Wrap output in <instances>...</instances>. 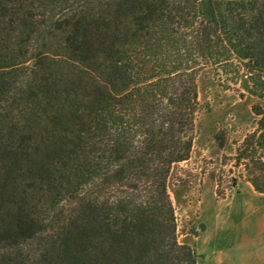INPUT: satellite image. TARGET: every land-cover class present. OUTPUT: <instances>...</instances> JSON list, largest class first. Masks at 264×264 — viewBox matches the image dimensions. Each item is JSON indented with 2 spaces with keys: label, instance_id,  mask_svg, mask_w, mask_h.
Returning a JSON list of instances; mask_svg holds the SVG:
<instances>
[{
  "label": "trees",
  "instance_id": "1",
  "mask_svg": "<svg viewBox=\"0 0 264 264\" xmlns=\"http://www.w3.org/2000/svg\"><path fill=\"white\" fill-rule=\"evenodd\" d=\"M206 69L264 101V0H0V264H201L168 181Z\"/></svg>",
  "mask_w": 264,
  "mask_h": 264
},
{
  "label": "rangeland",
  "instance_id": "2",
  "mask_svg": "<svg viewBox=\"0 0 264 264\" xmlns=\"http://www.w3.org/2000/svg\"><path fill=\"white\" fill-rule=\"evenodd\" d=\"M231 86L211 69L201 73L194 147L173 166L168 190L178 239L196 250L201 264H264V195L249 182L247 160H238L246 141L255 148L261 130L253 106L264 101ZM201 223L205 230L196 236L191 229Z\"/></svg>",
  "mask_w": 264,
  "mask_h": 264
},
{
  "label": "crops",
  "instance_id": "3",
  "mask_svg": "<svg viewBox=\"0 0 264 264\" xmlns=\"http://www.w3.org/2000/svg\"><path fill=\"white\" fill-rule=\"evenodd\" d=\"M237 185H239V184L236 183V186H237ZM251 185H252V184H251ZM253 188H254V187H253Z\"/></svg>",
  "mask_w": 264,
  "mask_h": 264
}]
</instances>
